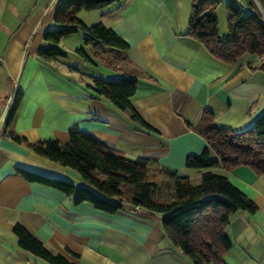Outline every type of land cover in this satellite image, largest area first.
<instances>
[{
	"label": "crops",
	"instance_id": "obj_1",
	"mask_svg": "<svg viewBox=\"0 0 264 264\" xmlns=\"http://www.w3.org/2000/svg\"><path fill=\"white\" fill-rule=\"evenodd\" d=\"M58 1L0 0V264H51L19 245L18 222L51 252L78 254V264H196L167 236L160 213L126 202L106 214L28 181L19 169L82 185L77 171L29 145L67 143L69 129L77 126L129 158L146 157L198 184L201 171L187 167L186 158L207 146L197 129L204 111L211 109L215 124L233 132L252 127L264 112V59L246 54L227 63L215 57L189 34L193 0H121L78 12L87 24L113 28L126 49L85 44L83 30L50 43L44 33L57 25ZM42 46H57L65 55L47 60L39 54ZM80 46L89 58L76 52ZM123 76L137 78L131 101L148 126L88 85ZM210 169L226 174L258 206L231 215L226 264H264V174L249 165ZM157 182L156 195L171 199V179L159 176Z\"/></svg>",
	"mask_w": 264,
	"mask_h": 264
},
{
	"label": "trees",
	"instance_id": "obj_2",
	"mask_svg": "<svg viewBox=\"0 0 264 264\" xmlns=\"http://www.w3.org/2000/svg\"><path fill=\"white\" fill-rule=\"evenodd\" d=\"M119 1L59 0L54 12L57 25L45 31L44 39L58 43L64 36L83 30L87 33L85 44L102 43L126 49L128 43L113 28L102 21L87 24L78 16L82 9L101 8ZM221 2L193 0L189 34L224 62H237L246 54L264 59V0H243L240 5L227 3V31L222 35L215 14ZM76 52L89 58L84 46L78 47ZM39 54L52 60L65 52L57 46H42ZM260 66L264 70V60ZM88 85L120 109L128 110L134 120L148 126L131 101L137 89L136 77L94 78ZM18 102L19 97L10 110L8 123ZM197 129L207 146L200 153L189 154L186 165L201 171L198 184H193L188 176L180 175L177 170L146 157L129 158L77 126L69 129L67 143L46 139L29 145L35 152L77 171L83 180L82 185L27 169H19V173L30 182L45 184L72 196L75 204L89 202L106 214L116 213L126 202H130L134 209L160 213L167 236L194 263L226 264L224 256L232 246L226 232L231 215L238 210L255 212L258 206L226 174L210 168L249 165L256 173L264 174V112L255 119L252 127L233 132L228 127L216 125L214 112L206 109ZM14 137L22 140L18 135ZM159 176L171 179V199L156 195ZM13 229L19 245L39 258L51 264H78V254L70 250L51 252L23 224L18 222Z\"/></svg>",
	"mask_w": 264,
	"mask_h": 264
},
{
	"label": "rangeland",
	"instance_id": "obj_3",
	"mask_svg": "<svg viewBox=\"0 0 264 264\" xmlns=\"http://www.w3.org/2000/svg\"><path fill=\"white\" fill-rule=\"evenodd\" d=\"M232 3L234 5H240V1L239 0H222V2L220 3V5L215 9V14L218 18V21H219V29L222 31H225V32H222L223 33H226L227 31V19H228V15H229V11H228V8H227V3ZM194 183V181H193Z\"/></svg>",
	"mask_w": 264,
	"mask_h": 264
}]
</instances>
